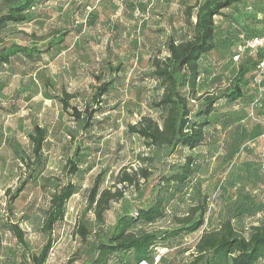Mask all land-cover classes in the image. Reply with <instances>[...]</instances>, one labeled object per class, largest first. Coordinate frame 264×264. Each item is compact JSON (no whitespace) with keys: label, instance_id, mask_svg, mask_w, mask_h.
Returning <instances> with one entry per match:
<instances>
[{"label":"rangeland","instance_id":"rangeland-1","mask_svg":"<svg viewBox=\"0 0 264 264\" xmlns=\"http://www.w3.org/2000/svg\"><path fill=\"white\" fill-rule=\"evenodd\" d=\"M198 1L40 0L30 9L27 22L0 30V46L34 44L44 51L38 58L18 56L0 66V264H32L31 255L39 254L45 243L40 231L44 212L51 193L65 182L63 166L75 146L81 151L79 171L71 179L76 193L67 203L64 221L55 227L44 264H82L97 228L87 203L97 174H103L101 188L123 192L104 214L101 227L109 230L121 214L147 207L160 171L189 154L196 163L185 194L165 217L138 228L170 230L176 226L173 216H184L202 196L209 207L208 230L229 218L246 237L251 226L264 224V78L260 90H247L238 102L214 107L204 143L192 151L180 149L164 157L127 132L140 115L158 119V112L146 107L161 92L148 77L150 60L166 55L163 45L168 36L180 41L191 35L184 10ZM215 24V49L200 67L199 94L226 86L240 65L261 52L244 47L264 32V0H239L215 17ZM62 34L63 43L46 50ZM255 74L252 71L250 78ZM110 79L113 84L102 98V113H95L92 126L82 130L70 116L73 108L81 112L91 106L97 86ZM61 92L73 95L67 109L59 101ZM35 125L46 132L42 154L47 164L9 209L6 191L12 192L21 177L17 152H29L28 135ZM142 168L152 172L147 181L136 175L132 186L117 183L123 170L132 173ZM251 201L261 203L263 209L240 216L238 204ZM10 223L22 230L23 244L8 230ZM79 225L92 232L85 242L76 233ZM199 236L180 235L162 242L146 263L187 264ZM110 264L138 262L132 254H124ZM257 264H264V257Z\"/></svg>","mask_w":264,"mask_h":264},{"label":"trees","instance_id":"trees-1","mask_svg":"<svg viewBox=\"0 0 264 264\" xmlns=\"http://www.w3.org/2000/svg\"><path fill=\"white\" fill-rule=\"evenodd\" d=\"M39 1L0 0V30L9 24L27 22L30 9ZM238 1L201 0L187 6L184 17L191 27V35L180 41L168 36L163 45L166 55H155L151 58L148 77L155 81L161 92L157 98L148 100L146 107L148 111L158 112V119L150 115H140L135 124L127 126L128 134L139 138L148 150L157 149L164 157H170L180 149L192 151L200 147L204 143L205 128L209 124L207 119L214 107L220 102L234 104L245 97L247 90L253 89V77L250 78V74L264 60V50L240 65L228 84L220 90L198 93L202 76L200 67L203 60L215 49V17ZM64 36L62 34L57 41H50L46 50L62 44ZM43 53L34 44L1 45L0 66L8 65L18 56L33 59ZM112 84L111 79L102 81L91 98V106H85L81 112L73 108L70 116L80 122L82 130L92 126L95 113H102V98ZM72 98V94L61 92L59 101L63 109L69 107L68 101ZM93 105L96 108L93 109ZM45 137L44 128L35 125L28 135L29 152L18 150L21 177L12 192L6 191L9 209L24 188L44 170L47 164V158L42 154ZM80 153V149L75 146L63 166L65 182L49 197L40 227L45 243L38 255H31L32 264L45 263L54 242L52 235L55 227L65 219L67 203L76 193V186L71 179L79 171ZM195 163L196 158L189 154L179 162L166 165L157 176L152 202L145 208L121 214L109 230L101 227L104 214L111 202L122 198L123 192L115 187L113 190L101 188L103 174H97L87 195V203L93 211L97 228L93 231L90 250L82 264H110L114 259L119 261L124 254H132L138 264L146 263L153 260L151 255L159 249L162 242L180 235L196 234L200 236L187 264H257L264 257V224L251 226L246 237L235 229L229 218L222 221L217 229L208 230L209 207L205 196L199 197L197 204L188 208L184 216H173L176 226L170 230L147 232L138 228L165 217L172 204L185 194ZM136 175L145 182L152 176V172L147 168L132 173L123 170L118 175L117 183L132 186L136 183ZM260 205L261 203L252 201L248 204L240 203L237 206L240 208L239 215L253 216L263 209ZM8 230L19 244L24 243L23 232L18 225L8 224ZM76 233L85 242L92 232L84 225H79Z\"/></svg>","mask_w":264,"mask_h":264},{"label":"built area","instance_id":"built-area-1","mask_svg":"<svg viewBox=\"0 0 264 264\" xmlns=\"http://www.w3.org/2000/svg\"><path fill=\"white\" fill-rule=\"evenodd\" d=\"M244 49H248L251 51H262L264 50V33L260 37H256L246 41ZM255 76L253 77V81L251 83V88H257L260 90L261 81L264 78V60L259 62L255 69ZM161 254H157V259H159ZM140 264H146L145 262H141Z\"/></svg>","mask_w":264,"mask_h":264},{"label":"crops","instance_id":"crops-1","mask_svg":"<svg viewBox=\"0 0 264 264\" xmlns=\"http://www.w3.org/2000/svg\"><path fill=\"white\" fill-rule=\"evenodd\" d=\"M170 1H177V2L179 1V4H181L183 0H170Z\"/></svg>","mask_w":264,"mask_h":264}]
</instances>
